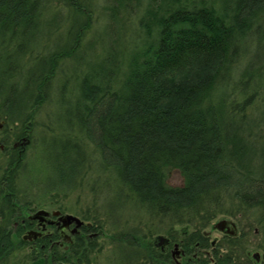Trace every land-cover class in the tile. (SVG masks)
I'll return each instance as SVG.
<instances>
[{
    "label": "trees",
    "instance_id": "trees-1",
    "mask_svg": "<svg viewBox=\"0 0 264 264\" xmlns=\"http://www.w3.org/2000/svg\"><path fill=\"white\" fill-rule=\"evenodd\" d=\"M92 1H67L66 40L43 54V29L51 23L41 20L45 0H0L4 128L14 127L12 140L33 144L37 114L49 102L60 64L71 59L81 65L75 71L78 92L70 129L56 116L65 135L56 134L49 143L51 156L40 157L44 166L32 170L52 175L46 186L76 185L86 164V144L71 133L79 130L99 152L100 167L115 173L112 205L123 194L143 214L165 222L170 248L178 243L187 262L157 248L153 224L136 218L125 227L112 206L107 213L97 206L82 210L83 234L67 251L51 246L55 237H48L44 248L30 246L21 237L23 220L28 222L22 212L40 204L33 189L47 195L53 187L40 186L43 176L28 175L25 145L6 140L7 148L0 150V264H99L97 235L105 231L112 248L109 264H264V0H106L111 32L119 33L112 24L121 16L136 15L146 38L133 41L123 63L111 45L106 47L97 54L99 64L87 62L81 52L92 27ZM59 25L54 22L56 31ZM26 79L20 99L4 95L5 82L17 93ZM258 104L261 113L252 119ZM175 168L184 177L182 186L167 181ZM220 215L235 218L240 231L214 243L207 228ZM108 223L117 227L109 230ZM252 234L261 239L255 246L262 252L247 245Z\"/></svg>",
    "mask_w": 264,
    "mask_h": 264
},
{
    "label": "rangeland",
    "instance_id": "rangeland-1",
    "mask_svg": "<svg viewBox=\"0 0 264 264\" xmlns=\"http://www.w3.org/2000/svg\"><path fill=\"white\" fill-rule=\"evenodd\" d=\"M67 1L68 0H45V5L43 6V9L40 13L41 20L42 23H51L50 25H45V28L43 29V47L45 48L39 50V45L36 43L34 46L35 53H37L38 50L43 54L48 53L49 50L55 49L58 45L63 44V42L66 40V32L69 30L71 24V9L68 6ZM105 6L106 0H93L90 4V12L93 17L92 27L91 30L85 34V37L81 42V52L84 53V56L87 58V62L91 59L89 63L92 61H97L96 63L99 64L101 63V60L98 59L97 54L101 55L105 48L111 45L113 50L119 53L120 63H123L124 60H128V56L125 54L130 50V47L133 46V41L134 43L143 41V39L146 38V32L139 26L138 17H136V15L135 17L129 15L121 16L122 19H120L118 22L114 20L115 22L112 24V28L113 30H119V33L115 34L111 32L110 18L106 14ZM55 21H59L61 24L57 27V31L54 27ZM44 43H46L45 46ZM27 56L22 59V69H24L27 64ZM98 64H95V66ZM126 64L127 61L123 64V70L125 69ZM60 66V71L54 76L50 83L49 102L42 106L37 114L35 120L36 126L33 132L34 143L28 144L29 141L26 143V139L23 141L19 139L12 140L15 129L12 126H6V128H4L6 121L1 116L0 123H3V125L0 127V150L3 152L5 150H3L4 148L2 149V147H5V149L7 148L8 144L6 143V140L9 143L12 142L11 146L18 147L21 145V147H23L22 145H25L22 150L24 149L27 155L26 162L28 163L29 167L28 175L31 174L35 177L43 176L44 179L43 177L41 180L37 179L42 181L40 186L49 188L53 187L52 191H50L47 195L38 194L36 188L33 189L31 193L38 195L37 201L40 202V204H36L34 206L46 209H60L59 205H63L66 208V210H64L65 212L72 213L80 217L82 210L87 211L89 208L91 211H93V208L97 206L100 208L102 213H107L106 209L109 208L106 207L112 206L111 209L113 210L114 215L117 217L116 219L119 220V222H121L120 224L125 227L127 225H132L136 218L139 222L142 221V223H148L149 225L153 224L155 231V234L153 235V242H155L154 237L157 235H166V223L160 221L158 222V220H152L149 218L148 214H143L146 211L144 209L140 210L138 206L132 204L129 198L123 194L120 198V202L118 203L117 201V205H112L113 202H115L117 196V181L115 173L105 171L100 167L99 152L93 144L87 142L88 140H86L80 134L79 130L74 129L71 133L73 138L80 139L81 144H86L82 147V150L85 152L86 156V164L84 166V170L81 171L80 176L82 177L79 178V181L76 183V185L71 186L68 190L60 189L57 185L46 186L48 182V176L52 175H46L44 173L41 175L39 172H36L37 170H32V168L44 166V162L41 159L51 156L53 149L49 143L54 141L55 136H57L56 134L65 135L62 134V128L59 126V124H57L56 116H59L63 119V122L59 123L62 124L64 128L70 129L71 123L73 121L72 117L75 115L74 100L76 99L75 96L78 92V77H76L77 75L75 76V71L76 69L80 68L81 65H78L74 60L68 59L65 60V62H62ZM39 72L40 69L38 73ZM77 73L80 74L79 70ZM27 80L28 79L25 81H20L17 93H15V90H13V84L11 82H5V85H3L4 95L6 97H10L11 99H20L18 93L22 92L21 90L25 87ZM119 80L120 78H118V81ZM65 83L66 87L64 88ZM62 91L64 92L65 97L62 96ZM262 93L264 96V89L262 90ZM262 107L263 105L258 104V109H255V112L251 111L249 116H252V119L257 118L261 113ZM6 129L8 131H6ZM75 134H77L76 137ZM73 157L75 158V155H73ZM167 181L173 186H182L184 184L182 172L177 168L172 169L168 173ZM53 196H55V198L51 199ZM28 213L29 210L25 209L22 212V214L26 215V217ZM30 215L33 214L31 213ZM224 218L235 221L238 228L240 229V226L238 225V222L235 218L220 215L207 228V231L210 232L212 240L223 237L224 234L215 228V223ZM251 218L254 219L256 217L252 216ZM108 224L109 225L107 226V229L109 230H113L115 227H117H113L110 223ZM26 233L27 231L24 230L21 234V237H23ZM257 234H259V236L261 235L259 231ZM108 237L109 233L107 231H105L103 234L97 235V242L99 248L102 250L97 258L99 264H109L112 248ZM254 237L255 236H253V234L251 236L249 235L250 240L248 241L247 245H249L251 249L254 250V252H262L255 246V244H258L257 241H260L261 239H256L259 237ZM31 239H33V237ZM171 248L175 251V257L177 261L182 263L187 262L188 257L186 258L185 256H182L179 247L174 248V246H172ZM176 252L179 253L176 254ZM59 261L56 263L61 264Z\"/></svg>",
    "mask_w": 264,
    "mask_h": 264
},
{
    "label": "flooded vegetation",
    "instance_id": "flooded-vegetation-1",
    "mask_svg": "<svg viewBox=\"0 0 264 264\" xmlns=\"http://www.w3.org/2000/svg\"><path fill=\"white\" fill-rule=\"evenodd\" d=\"M2 125L3 123H0V127H2ZM2 149L5 150V147H2ZM40 209H44L49 213L46 215H41L40 217H36V213ZM57 211H59L60 214H55V212ZM31 213L33 214L32 216L30 215ZM66 213L68 212H65L59 208L46 209V208H38V206L30 207L29 213L27 215L28 222H26L25 219L23 220V224L27 233L34 232V233H30L31 235L27 233L24 235L25 239L29 242V245L32 246L41 243L44 248L47 244L46 239L50 237L48 239L53 240V238L55 237L51 246L58 245L60 248H62L61 250L63 251L69 250L70 245L74 242L77 235L83 234L84 225H82L76 232H73L76 224L73 222L71 224L65 225L64 221L61 220L62 215ZM35 232L37 234H35ZM31 236L33 237V239H31L32 238ZM39 239L43 241H38ZM160 250H162L163 252H167L168 250L171 251L172 248H170L168 244L165 247H160ZM64 261H59V262L60 263L69 262L67 264H73V261H68V260L66 262ZM56 262H54L53 264H58Z\"/></svg>",
    "mask_w": 264,
    "mask_h": 264
},
{
    "label": "water",
    "instance_id": "water-1",
    "mask_svg": "<svg viewBox=\"0 0 264 264\" xmlns=\"http://www.w3.org/2000/svg\"><path fill=\"white\" fill-rule=\"evenodd\" d=\"M48 213H49L48 211L41 209L36 213V217H40L41 215H46ZM55 214H60V212L57 211V212H55ZM61 220L64 221L65 225H68V224H71L74 222L76 224V226H75L73 232H76L85 223L84 220H82L80 217H78L74 214H64V215H62ZM216 227L219 230L224 231L225 233L230 234V235H237L238 234L237 224L232 220H228V219L220 220L216 224ZM30 233H34V232H30ZM35 234H37V233L35 232ZM35 237H36V235H35ZM156 243H157V245L164 247L166 244L169 243V238H167L166 236H163V235H159L156 237ZM178 247L179 246L177 244L176 248H178ZM178 253L179 252H177V254ZM255 257L257 259H259L260 258L259 253H256ZM61 264H65V263H61Z\"/></svg>",
    "mask_w": 264,
    "mask_h": 264
}]
</instances>
